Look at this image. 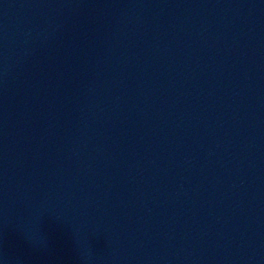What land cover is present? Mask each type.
Here are the masks:
<instances>
[{"label": "water", "instance_id": "95a60500", "mask_svg": "<svg viewBox=\"0 0 264 264\" xmlns=\"http://www.w3.org/2000/svg\"><path fill=\"white\" fill-rule=\"evenodd\" d=\"M0 264H264V0H0Z\"/></svg>", "mask_w": 264, "mask_h": 264}]
</instances>
